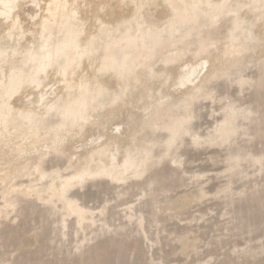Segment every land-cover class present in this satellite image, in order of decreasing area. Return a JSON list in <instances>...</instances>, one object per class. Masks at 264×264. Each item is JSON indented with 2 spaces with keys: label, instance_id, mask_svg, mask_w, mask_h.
<instances>
[{
  "label": "rangeland",
  "instance_id": "rangeland-1",
  "mask_svg": "<svg viewBox=\"0 0 264 264\" xmlns=\"http://www.w3.org/2000/svg\"><path fill=\"white\" fill-rule=\"evenodd\" d=\"M5 1L0 264H264V0Z\"/></svg>",
  "mask_w": 264,
  "mask_h": 264
},
{
  "label": "bare ground",
  "instance_id": "bare-ground-1",
  "mask_svg": "<svg viewBox=\"0 0 264 264\" xmlns=\"http://www.w3.org/2000/svg\"><path fill=\"white\" fill-rule=\"evenodd\" d=\"M16 1L17 0H6L3 5L7 6L9 9L12 10V7L14 8ZM77 1L78 0H48L46 3V6H45V13L40 16L39 20H37V27H35V29L30 33L31 34L30 35V42L32 41V44H33L34 42L32 39H35L33 37L42 36V34H44V32L47 33V34L43 35V38H45L44 39L45 41H48V39H54L58 42L61 40L65 41L67 38H68L67 40H72L71 35H73L74 33L80 32V27H81V24L78 22L79 21V17H78L79 9H78L77 5L75 4ZM124 1L125 0H117V2L119 4L124 3ZM207 1L208 0H202V3L205 4V2H207ZM21 2L22 1H20L19 4H20V6H23V3H21ZM104 4L106 5V3H104ZM7 7H4V8H7ZM22 10H23V8H19L16 10L15 18H13L12 23L9 26V29L7 30V32H5L3 35L0 36V41L2 40L3 36L5 37V36L9 35V33H10L9 31L12 28H17L16 27L17 17ZM6 14H8V13H6ZM54 24H56L58 29L55 32H52L51 30H52V27ZM7 33H8V35H7ZM70 71H73V69ZM82 80H83V78L81 77V79L76 81V83L74 82L75 84H73V85L74 86L78 85L79 83H81ZM6 101H7V99L4 96L2 103L6 104ZM9 107L10 106H8V108ZM1 108H2V105L0 104V109ZM25 112L21 111L22 115L23 114L25 115ZM126 150H128V149H126ZM101 156H102V154L98 155L99 158ZM88 158L89 159L93 158V155L90 154ZM122 162H123V166L125 168V174L130 173L131 170H129V169L132 168L133 166L136 167V165H141V164H138V162L135 163L134 159H132L130 157H125Z\"/></svg>",
  "mask_w": 264,
  "mask_h": 264
}]
</instances>
